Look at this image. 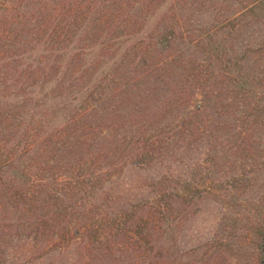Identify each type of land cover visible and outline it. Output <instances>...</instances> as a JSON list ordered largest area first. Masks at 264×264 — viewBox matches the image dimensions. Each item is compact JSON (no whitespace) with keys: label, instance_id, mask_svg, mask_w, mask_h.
<instances>
[{"label":"trees","instance_id":"trees-1","mask_svg":"<svg viewBox=\"0 0 264 264\" xmlns=\"http://www.w3.org/2000/svg\"><path fill=\"white\" fill-rule=\"evenodd\" d=\"M207 11L209 27L191 22ZM182 41L194 44L190 54L177 51ZM209 108L220 115L215 126L196 121ZM221 123L234 126V140L215 133ZM260 129L264 0H3L0 264L15 241L48 253L77 245L66 264H178L183 215L207 190L169 187L163 175L152 198L108 219L97 213L102 184L128 162L145 165L178 144L206 142L218 166L247 151ZM248 172L232 175V186L249 184Z\"/></svg>","mask_w":264,"mask_h":264},{"label":"rangeland","instance_id":"rangeland-1","mask_svg":"<svg viewBox=\"0 0 264 264\" xmlns=\"http://www.w3.org/2000/svg\"><path fill=\"white\" fill-rule=\"evenodd\" d=\"M2 1L0 0V4ZM159 19L161 16L154 22H149L148 28L156 26ZM190 20L200 28H207L214 20V13L208 11L204 14L196 13L190 17ZM164 24L166 23L161 25L164 27ZM194 47L193 43L185 41L178 42L176 46L177 51L187 54H190ZM235 113L238 115V112ZM218 117L220 115L213 108H209L205 112H200L195 118L197 122L204 121L207 125L210 123L215 126ZM232 119L233 117L229 120V124ZM171 121V118H168L163 122ZM233 127L221 123L215 133L234 140L237 133L235 134ZM260 133L261 137H252L248 150H244L245 153L227 154L218 166L212 165L206 142H196L190 148L178 147L180 145L178 144L175 153L155 156L145 165L138 166L136 162L130 161L120 176H115L102 184L97 198L100 202L103 199L104 201L97 213L107 214L110 219V216L130 206L131 202L141 203L145 199L152 198L155 191L154 181L167 175L172 178L169 187L176 185L185 189L198 185L200 190H207V198L205 197L198 205L189 207L187 213L183 215L178 233V245L183 258L178 260V264H259L257 240L261 231L259 223L264 219V143L260 141L264 137V130L260 129ZM111 137L113 135H107L106 140L95 147V153L101 154ZM122 137L123 133L117 138L119 140ZM258 143L261 150L259 146L255 148ZM248 151L253 153L255 158L250 156L245 160ZM234 158L237 161H234ZM239 158L241 160H238ZM243 161L246 163L245 166L241 164ZM210 168L213 171L211 177L206 174ZM244 170H248V174L253 176L249 179V184L243 185L241 182L239 186L233 187L232 175ZM109 223L110 220H107L106 224ZM76 247L77 245L65 250L64 253H59V250L48 253L47 251L52 247L39 250L36 249L37 246L34 247L28 242L15 241L10 246L5 263L66 264L78 256L79 250Z\"/></svg>","mask_w":264,"mask_h":264}]
</instances>
